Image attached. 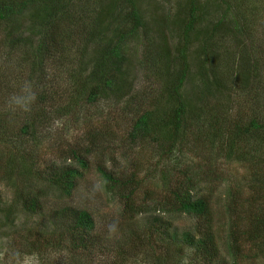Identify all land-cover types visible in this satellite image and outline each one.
<instances>
[{
  "label": "trees",
  "instance_id": "1",
  "mask_svg": "<svg viewBox=\"0 0 264 264\" xmlns=\"http://www.w3.org/2000/svg\"><path fill=\"white\" fill-rule=\"evenodd\" d=\"M200 1L176 0L175 18L152 28L145 0H0V178L14 189L11 203L0 193L1 236L40 258L69 249L76 264L94 246L104 264L146 246L155 264H264V48L230 0L199 28ZM232 45L245 53L223 69ZM125 145L153 149L144 176L121 163ZM234 163L242 177L220 168ZM89 174L134 236L112 244L72 203ZM181 218L189 224L174 225Z\"/></svg>",
  "mask_w": 264,
  "mask_h": 264
},
{
  "label": "rangeland",
  "instance_id": "2",
  "mask_svg": "<svg viewBox=\"0 0 264 264\" xmlns=\"http://www.w3.org/2000/svg\"><path fill=\"white\" fill-rule=\"evenodd\" d=\"M220 1L217 0H201L199 2L200 7L203 12L204 21L203 24L199 28L206 27L208 23L212 19H217L221 13H220ZM230 5L232 7V14L234 17L239 16V12H243V15L247 14L245 17L247 18L249 22V29L254 33V38L256 43V46L259 50H262L264 48V0H230ZM146 9V18L148 21H150V25L153 28V25L156 27L155 24H159L163 22L165 19L173 20L175 18V15L177 14L178 7L176 4V0H145V4L143 6ZM222 8V7H221ZM230 16V15H229ZM210 19V20H209ZM216 21V20H214ZM211 22V21H210ZM169 31V30H168ZM1 39V38H0ZM230 39V38H229ZM251 40L247 41L245 44H249ZM142 43V42H141ZM140 42L135 45L131 44V53L129 54L132 59L134 60L135 66H137L138 61L141 59L143 54V45ZM70 46L72 43H68ZM222 45H224V41L222 42ZM260 45V46H259ZM199 44H196V47H198ZM261 47V48H260ZM1 49V48H0ZM230 50H233L231 52L232 60H226L228 57L223 58V65L222 68H232L236 67V63L238 64L241 60L242 55L245 53H242L243 49L238 48L236 46H230ZM16 57L24 59L25 55L24 53L20 52L16 54ZM230 58V57H229ZM226 60V61H225ZM236 61V62H235ZM137 69V68H136ZM140 84L143 85V76L142 74H139ZM199 78V77H198ZM191 85L188 86L190 88ZM239 100L244 101L245 99L239 98ZM120 121L118 125H114V129L117 130V132L120 130L122 125L125 129L126 122L117 119ZM116 122V120H115ZM55 126H62L59 124H56ZM72 127L74 125H71ZM78 131H71V134L68 135V138H71V136H77L79 134ZM124 152H127L130 154L131 157H128L127 159L122 160V164H136L140 167V169H143L142 176L146 174V170L148 167L152 166L153 163L156 162V159L153 157V149L150 148H135L131 147L129 145H125V147L122 149ZM46 151V150H45ZM45 156L49 157V154H44ZM220 168H222L224 171H228L229 173L237 174L238 177H242L243 173L245 172V168L241 167L240 165L234 163L233 165H220ZM88 185L85 184L82 188H80L79 193L76 194L75 199L72 200V203L82 205L85 207H88L92 212L95 213L96 218L99 219V225L98 230L95 232L100 233L102 230L101 228L107 229L106 232H109L110 230V241L112 244L115 241H118V238H122V233L126 236H130L133 234H128L127 231L132 229L131 226H127L128 219H124V217L120 214L121 211V204H119L118 200L113 199L112 196L108 195L102 188L101 181L99 180L98 176H95L94 174L87 175ZM0 193L2 196L8 201L12 202V199L14 198V189L12 187L11 183H8L5 179L0 178ZM22 217V216H21ZM20 217V218H21ZM165 219L167 220L168 215L164 214ZM18 219V228L23 229L22 222L25 220V216H23L21 219ZM139 219V218H138ZM140 220L145 223V215L140 216ZM32 221L29 222V226L34 227L32 225ZM113 224V225H112ZM118 224V225H117ZM189 224L188 219H177L175 220L174 225L185 227ZM26 227V228H27ZM39 228L35 226L33 231L36 232V236H39ZM143 228V227H142ZM7 231H10V229ZM104 231V230H103ZM24 234H27L25 231H22ZM139 233V232H138ZM15 234V233H14ZM13 235V234H12ZM47 237H50V235H46ZM134 236V235H133ZM58 237V235H57ZM148 240L150 235H147ZM58 241L56 244L59 243L60 238H56ZM141 243H145L146 240L142 239L140 240ZM155 245H158L157 237L154 236L151 238V240ZM110 242V243H111ZM68 243L66 242L65 245ZM140 245V244H139ZM55 249H57V245H54ZM156 247V246H155ZM126 250H128L127 247H125ZM23 246L21 244V240L19 236L17 237L16 234L11 237H7L2 233V236L0 234V264H76L75 262H71V258L73 257L72 254L70 256L69 249L61 250L59 252H54L53 249H48L46 256L43 258L39 257L38 254H25L23 250ZM96 246H94V258L92 256H89L88 254H78L76 258H79L77 261V264H104V256L103 254L99 252H95ZM143 251H149V247L146 246ZM137 252L134 251L133 255L131 252L128 251V255L124 254L126 256L125 260L123 262H120L118 260L117 263L113 264H155L152 260H147V258L144 256V252ZM75 254V253H74ZM93 259H95L93 261ZM191 264H204V262L200 259H197L196 261H192Z\"/></svg>",
  "mask_w": 264,
  "mask_h": 264
}]
</instances>
